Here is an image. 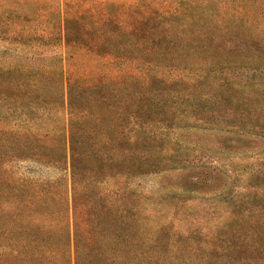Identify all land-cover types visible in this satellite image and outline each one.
<instances>
[{
    "label": "trees",
    "instance_id": "16d2710c",
    "mask_svg": "<svg viewBox=\"0 0 264 264\" xmlns=\"http://www.w3.org/2000/svg\"><path fill=\"white\" fill-rule=\"evenodd\" d=\"M139 1H66L50 56L0 64V264H264V0ZM184 129L248 144L233 175L139 191L196 168ZM27 159L63 173L13 170Z\"/></svg>",
    "mask_w": 264,
    "mask_h": 264
},
{
    "label": "rangeland",
    "instance_id": "374dc122",
    "mask_svg": "<svg viewBox=\"0 0 264 264\" xmlns=\"http://www.w3.org/2000/svg\"><path fill=\"white\" fill-rule=\"evenodd\" d=\"M66 1L70 3V6L78 4L89 5L91 1H95L97 3L111 2L115 5L123 4L126 7L135 5L139 0H0V64L4 67H13L17 61L23 64L38 55L50 56L53 53V48L48 44L47 40L52 32L50 23L54 12L59 9L63 13ZM143 1L148 2L149 0H140L139 2ZM144 5V3L139 4L140 12L147 13ZM114 8L117 9L118 7L114 6ZM37 34L44 36V44H40L35 40ZM57 51L64 58L67 57L64 46L58 47ZM24 58L27 59L24 60ZM76 58L81 65L93 66L92 70L97 65L98 67L94 71L95 74L107 73L106 67L98 64V60L84 52L76 54ZM68 66L65 61V69H68ZM110 74L112 75L113 72ZM173 137H177L181 144L195 149L196 153L185 159V165L196 168L180 170L172 174L164 173L147 176L141 179L139 183L135 182L139 191L155 196L169 195L179 190L175 184H185L187 187L192 186L190 180L196 174L201 173L206 166H215L227 172L226 175H233V164H230L229 161L238 154L236 151L238 147L248 145L242 142L234 144L230 142L226 144V149H224V146L219 143L221 135L216 134L215 131L198 129L176 130ZM249 161L255 162L256 160L250 159ZM13 170L19 171L27 177L39 179H54L63 173L50 166L28 159L15 163ZM202 177L200 175L201 180ZM236 191L237 187H234L231 195L235 194Z\"/></svg>",
    "mask_w": 264,
    "mask_h": 264
}]
</instances>
